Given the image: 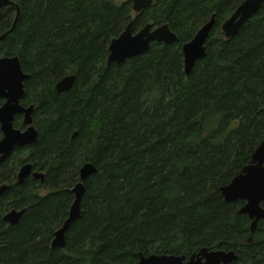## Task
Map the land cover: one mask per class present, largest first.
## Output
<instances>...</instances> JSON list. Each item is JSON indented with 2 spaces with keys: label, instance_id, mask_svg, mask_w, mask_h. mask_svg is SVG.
<instances>
[{
  "label": "trees",
  "instance_id": "obj_1",
  "mask_svg": "<svg viewBox=\"0 0 264 264\" xmlns=\"http://www.w3.org/2000/svg\"><path fill=\"white\" fill-rule=\"evenodd\" d=\"M10 1L19 17L12 29L16 9L1 10L0 58L17 57L27 76L21 105L33 106L38 139L0 164V186H9L0 264H137L140 255L188 259L202 249L264 264V222L248 244L244 202L220 192L264 140V4L225 40L221 27L244 0H155L139 14L130 0ZM212 16L205 55L186 77L182 47ZM132 21L133 33L167 25L177 40L107 67L110 42ZM68 76L74 85L59 94ZM13 125L25 129L22 115ZM88 163L96 172L80 217L64 250L53 249ZM26 164L42 182L18 184ZM12 210H24L14 226L4 222Z\"/></svg>",
  "mask_w": 264,
  "mask_h": 264
},
{
  "label": "water",
  "instance_id": "obj_2",
  "mask_svg": "<svg viewBox=\"0 0 264 264\" xmlns=\"http://www.w3.org/2000/svg\"><path fill=\"white\" fill-rule=\"evenodd\" d=\"M155 0H130L132 12L139 14L149 8ZM264 0H244L242 4L227 19L221 31L225 40L234 38L239 30L258 14ZM15 8L16 16L14 28L19 17V9L10 0H0V13L4 8ZM215 24V16H212L202 28L198 30L193 39L182 47L184 64V74L189 77L196 63L205 55V44L209 34ZM133 21L127 26L122 34L110 42L108 47L107 67L111 65L121 66L126 61L138 58L147 53L153 43L170 45L176 42L177 37L172 33L167 25L154 27L152 24L146 25L137 33H133ZM11 29V30H12ZM10 30V31H11ZM5 36L0 37V42ZM27 76L23 73L17 57L0 58V99L3 105L0 107V164L11 158L16 149H24L32 146L38 139V132L33 125V106L27 108L21 105L24 98V82ZM75 82L74 76L62 79L56 85V91L68 93ZM17 115H22L24 130L14 128V119ZM96 172L92 164H85L79 171L80 183L71 190L74 201L70 207L69 215L61 228L55 233L52 248H65V235L76 220L79 219L80 203L84 194L83 183ZM42 182L44 175L33 171L30 164L22 166L17 174V182L21 184L26 178ZM9 186H0V197L8 190ZM225 202H244L240 214L246 215L251 221L250 238L248 244L252 243V235L257 229L259 222H264V140L254 151L251 162L244 167L229 185L220 190ZM24 210H12L4 217V222L14 226L18 224ZM235 252H225L222 250L202 249L197 254L186 260L185 257L178 256H157L151 255L143 257L137 264H232L236 261Z\"/></svg>",
  "mask_w": 264,
  "mask_h": 264
},
{
  "label": "rangeland",
  "instance_id": "obj_3",
  "mask_svg": "<svg viewBox=\"0 0 264 264\" xmlns=\"http://www.w3.org/2000/svg\"><path fill=\"white\" fill-rule=\"evenodd\" d=\"M126 1H128V0H117V4L120 5V4H122V3L126 2ZM41 193H42V195H45L47 193V191L46 190H42Z\"/></svg>",
  "mask_w": 264,
  "mask_h": 264
},
{
  "label": "bare ground",
  "instance_id": "obj_4",
  "mask_svg": "<svg viewBox=\"0 0 264 264\" xmlns=\"http://www.w3.org/2000/svg\"><path fill=\"white\" fill-rule=\"evenodd\" d=\"M80 182H81V181H80V176H79V182H78V183H80ZM78 183H77V184H78ZM77 184H76V185H77ZM76 185H75V186H76ZM83 185H84V183H83ZM75 186H74V187H75ZM69 211H70V209H69ZM68 215H69V213H68ZM166 256H167V255H166Z\"/></svg>",
  "mask_w": 264,
  "mask_h": 264
},
{
  "label": "flooded vegetation",
  "instance_id": "obj_5",
  "mask_svg": "<svg viewBox=\"0 0 264 264\" xmlns=\"http://www.w3.org/2000/svg\"><path fill=\"white\" fill-rule=\"evenodd\" d=\"M22 122H23V121H22ZM0 136H1V138H2V135H1V134H0ZM1 138H0V139H1Z\"/></svg>",
  "mask_w": 264,
  "mask_h": 264
}]
</instances>
